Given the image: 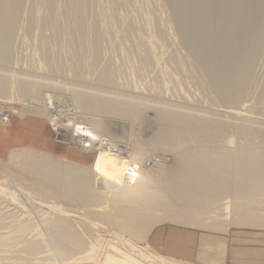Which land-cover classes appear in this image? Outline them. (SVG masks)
Instances as JSON below:
<instances>
[{
  "label": "rangeland",
  "instance_id": "1",
  "mask_svg": "<svg viewBox=\"0 0 264 264\" xmlns=\"http://www.w3.org/2000/svg\"><path fill=\"white\" fill-rule=\"evenodd\" d=\"M28 1H30V0H27L26 3L24 2L25 4L23 3V6H25L23 8H25V10L22 8V10H23L22 12L23 13L26 12V13L22 16L21 14H23V13L20 12V16H22L23 18L19 17L18 23H17L18 27H16L17 31L15 30L16 32H14L15 33L14 39H15V43H16L15 44L16 46H14V47H16V48H14L15 55H13L12 60H11V64L13 66L8 65V68H9V70H12V71H16V70H17V72L23 71L22 73H25V70H27L26 73L30 74L31 76L39 77V75H40V77L48 78L51 81H53L56 78L55 80L58 81V83L61 81L60 82L61 85L59 83L58 84L59 86L57 85L58 86L57 90H54V92L56 91L55 96H60V97L62 96V98L68 97V94H67L68 90L66 91V89H65V91H63V89L61 90L60 87L64 86V85L66 86L68 83H71L72 77L70 78L69 75H67V76L61 75L60 76L58 74H56L55 75L56 77H55L54 76L55 71L53 73L52 72L53 70L51 68H50V71L52 70L51 71L52 74L45 70V68H44L45 65L42 66L43 63H45V61L43 60L44 62L42 63L41 58H43V57H41V56L43 54L42 53L43 51H41L40 46H39L40 45L39 44V40H40L39 37L40 36L41 37L42 36H45V37L48 36L47 38H51L50 43L52 46H51V49H49L51 51H48V52H53L56 55L59 51H61V52H59V54H57L58 55L57 57L54 56L55 59H53V64L57 62L56 58L60 59L61 58L60 56L65 55L63 53H66V50H64V49L60 50L59 49L58 44L56 45V43L54 41H52V34H50L51 33L50 28L47 29L48 27H45L42 24V22L44 20L43 18L45 17V15H44L45 14V8H44L45 5L40 3L41 0H38V2L34 4L35 1L33 0V4L36 5V7L33 6L34 9L33 8H31V9H33L34 11L31 12L32 10L29 11L30 7H28V6H29L30 2H32V0L30 2H28ZM98 1L99 0L93 1V3H99ZM120 1L123 2V0H116V2H119V3L114 4L115 8L113 7V4H111V3H106V2L102 3L104 5L103 7L105 10L102 9V5L99 3L100 5L98 4L99 6L98 5H96V6L99 7L98 8L99 10L102 9L104 11V12L99 11L100 13L96 12V10L98 11V9H97V7H95V4H91L94 7H92L91 5L89 6L90 10H88V14H90V15H88L89 16L88 19H91V20H88V22L90 23L89 27L91 28V25H92L93 21L95 20L94 18H98L97 19L98 24L100 23V25L103 27L100 28V25L98 26V24H97V29L100 28V32L104 31L103 32L104 34L106 32L107 33L109 32L112 36L110 37V34L109 35L105 34L106 37L104 36V38H105V40L108 39V43H110V44L106 43L107 41L103 44V46L105 44H107V45H105V47H102V51H103V48L105 49L104 52L100 53V54L103 53L104 56L100 57V60H99L100 63L98 61L97 65H95V66H94V64L93 65L90 64L89 66L85 65L86 69L90 70V71H85V72L86 73L88 72L87 73L88 76H91V78H89L87 76V79L89 81H91V83H90V86H91V84L93 85L94 83H96V81L98 79V78L96 79V77L97 76L99 77V75H97V74L100 73V71L102 69L101 66L104 67V65H102V64H105V62L108 63L111 59L110 62L113 63L112 65L115 68L112 65H110V66L114 68L113 71L115 72L114 73L115 75L117 73V70L120 69L119 70L120 72L116 75L117 78L119 77L118 80L115 77V75H113L115 77V79H113V80H115L114 82L116 84L121 82L120 85H117L118 88L115 86V83H114L115 87L114 86L113 87L116 88L115 90H117V92L119 91V93L122 92L123 94H128V95H131V97H135L137 100L134 98L132 100L134 102L137 101L136 103L140 104V106L148 107V109L146 108L148 110V112L145 113L147 121H144L148 125L146 123H143L142 125L139 123L136 124L137 122L136 123L135 122L134 123L128 122V124L126 123L124 125L122 123L113 122L115 120L110 121V120H106L105 118H103L101 122L95 124V122L92 121L90 115H88L86 117V119H84V120H86V122L88 123V125L86 127L89 130H91V133H93L96 130L95 133L98 135V139H102V141H107V140L110 141L112 144L115 145V149L117 151H119V150L121 151V149H122L126 153H131L134 150L135 153L138 154V158H139V162H138L137 166L139 168L141 166L142 171L145 172V174H147V175L149 174V175L155 177L153 179H160L159 177H161V179H162V176L164 177L167 173L168 174L165 176V179L167 177H173L174 174L177 176H182L183 171L185 173L184 175L189 174V172L191 171V168L187 167L185 165V163L190 165V162H188V163L187 162H180L176 156L177 151L180 152V151L185 150L188 152V155H191L194 151L195 152H197V151L198 152H201V151L205 152V154H206L207 158H209V160L207 159L206 162H204V163L200 162L199 165L209 166L207 169H209L210 171H211V165H217L218 164V162H211V155L212 154H213L212 157L215 155L214 156V158H215V157H218V156H216L217 155L216 153H219V157H220L221 154L226 152L225 150H228V151L229 150H231V151L236 150V151H238V149L239 150L241 149L242 152H244L245 154L253 153V152L264 153V0H186V1H184V0L183 1L182 0L175 1L174 0L173 5H170V4H172V0H170V1H168V0H156V2H154L155 0H148L150 4L148 3V1H147V3H145L146 0L145 1L144 0H142V1L141 0H134L135 3L132 0H130V2L129 1L127 2V0H124L127 2V3L123 2L124 4H126V6L127 5L130 6V4H132L131 6H133V7L130 6V9L129 8L127 9V7ZM157 1H159V2H157ZM165 1H167V2H165ZM100 2H104V1L100 0ZM175 2L178 4H176ZM181 2L184 3V5H182ZM120 3H122L124 6ZM168 3H170V4H168ZM37 4H39V5H37ZM107 4H109L110 8L106 9V7L108 6ZM41 5L43 7L39 8V6H41ZM58 5H60V3L57 4V6ZM135 5H137V7ZM168 5H170V7ZM100 6H101V8H100ZM26 7H28V9ZM58 7H60V6H58ZM43 8H44V10L41 11ZM91 8H92V10L95 8L96 10L94 9V12H93L91 10ZM108 9L113 10L110 12L111 13L113 12L112 14H114V12H115V15L118 16L119 18L118 17L117 18L112 17V14L110 12L109 13L105 12V11H109ZM120 9H123V10H120ZM124 9L126 10L125 13H123ZM151 9L154 11L152 12ZM26 10H28L29 13L35 12L33 14V16L36 15L35 17L39 18V19H37L34 17L35 20L40 21L41 19H43L40 22L41 24L37 23V24L43 25V26H40V28L42 27L41 28L42 30H40L39 27H37V28L34 27V29L33 28L30 29V30H34V31H32V32L29 31L30 33L26 32V35L24 34L26 30L27 31L29 30L28 26H27L28 23L26 24V21L29 22V20H28L29 16H27V18H26V15H29V14H27ZM129 10H131V11L129 12ZM156 10L159 12H157ZM116 12H120V13L122 12V15L120 13L116 14ZM131 12L134 13L135 16ZM164 12H166V13H164ZM103 13H106V15H104ZM136 13L138 15H136ZM161 13L162 14L164 13V15L168 14L169 16L168 15L164 16ZM170 13H172V14L170 15ZM107 14L108 15L111 14V16H108ZM126 14H128V15H126ZM153 14H154V16L156 15V17H154ZM115 15H113V16H115ZM178 15H180V16H178ZM90 16H92V18ZM105 16H107V17H105ZM129 16H130V18H129ZM131 16H132V18H131ZM139 16H143V17H139ZM146 16L148 18L149 17H151V18H149V20H147L148 18ZM109 17H111L113 20ZM170 17H171V20H170ZM106 18H108V19H106ZM121 18H123V19H121ZM133 18H134V21H133ZM165 18H166V20H165ZM115 19L116 20L120 19L121 25L118 24V23H120L119 21H117L118 22L117 24L114 23V21L116 22ZM150 19L152 21H154V23H151L152 21ZM167 19H168V21H167ZM20 20H22L23 22ZM110 20H112V21H110ZM123 20H129V21H123ZM143 20H144L143 23H145L144 25H142L143 23L141 22ZM39 21H37V22H39ZM125 22L127 23V26L128 27L130 26L131 28H132L131 24L135 23V25H133V28H132L134 31H137L138 27H142V28H139V29H142V31L140 30L137 32V34H135V32L133 34V30H132V33L128 36V37H130L133 35L134 39L136 41L132 40V38H128V37L126 39L125 35H123V34H125L123 32L124 31L123 29L125 27L127 29ZM137 22H139V23H137ZM156 22H158V23H156ZM172 22H174V23H172ZM160 23L162 25H160ZM37 24L35 26H37ZM115 24L118 27L115 26ZM124 24H125V27L123 26ZM148 24H149V26L156 24L155 26H160V27H158L160 30L154 26H152L150 28L148 26ZM163 25H165V27H163ZM21 26H22V28H21ZM121 26H122V29H118V28H121ZM135 26H137V27L134 28ZM25 27H26V29H25ZM102 28H104V29L102 30ZM105 28H107V29L105 30ZM154 28L156 30H154ZM91 29H93V28H91ZM167 29H169L170 31H168ZM121 31L123 34H121ZM148 31H150V32H148ZM41 33H42V35H41ZM147 33H152V35L147 34ZM38 34H40V36ZM153 34H155V35H153ZM178 34L181 36H179ZM27 35H31L32 37L27 36ZM34 35H37V36H35V38H34ZM121 35H122V37H121ZM135 35H136L137 39H136ZM147 36H149V37L153 36L154 39L156 37L157 39L159 38V40L155 39L154 41H152V40L147 41L150 39ZM114 37H115V39H114ZM123 37H125V38H123ZM116 38H118V39H116ZM119 38H121V39L119 40ZM140 38H141V40H140ZM182 38H184L185 40H183ZM129 39L132 40V42H130ZM22 40H24V41H22ZM112 40L114 41L113 43H112ZM121 41H122V44H121ZM138 41L139 42L141 41L140 42L141 45L144 44L143 48L147 46L146 47L147 49H149V50L154 49L155 50V51L154 50L150 51L151 55L156 56V54H157V56H158V58H157V56L154 57L156 60L158 59V61H156L155 59H154L155 61L153 60L155 62V64H154V62L152 64L153 68H151L152 66L147 67V69H145L146 67L141 68V67H143L141 65V63H140L141 67L140 66L138 67L139 63H137L136 61L140 62L141 61L140 58H143L142 54H143V56L145 54V53H143V51L141 52V51H138L137 49H135V50H137V52H136L133 49V47H134L133 43H136V42L139 43ZM157 41H159V42H157ZM116 42H118V43H116ZM119 42H120V45L122 47L119 46ZM26 43H27V46H26ZM111 43L114 46L116 45L115 47L119 46L120 48L113 47V45ZM147 43H149V44H147ZM158 43H160V44H158ZM127 44H128V46H127ZM170 44H172V46ZM200 44H201V46H200ZM54 45L57 46L56 49H55ZM123 46H124L125 51L123 50ZM171 47H173V48H171ZM203 47H204V49H203ZM112 48H115V49H112ZM176 48L179 50L177 51ZM116 49H117V51H116ZM200 49H202V50H200ZM181 50H183V51H181ZM29 51H31L32 53ZM55 51L56 52L58 51V52L56 53ZM115 51L117 52L116 54H115ZM175 51H176V53H175ZM105 52H106V56H105ZM127 52H128V54H127ZM153 52H154V54H152ZM156 52H158V53H156ZM178 52H180V54H178ZM203 52L205 54H203ZM135 53L136 54L138 53V55H135ZM160 53H162V54H160ZM199 53L202 54L201 57H203L205 55L204 57H207V58L202 59L200 57ZM61 54H63V55H61ZM124 54H126V56ZM130 54H132V55H130ZM181 54H182V56H181ZM89 55H88V57H89ZM178 55L180 56L179 58H178ZM194 55H195L196 59L193 57ZM66 56H68V55L66 54ZM121 56H123V57H121ZM166 56H167V58H166ZM197 56H198V58H197ZM17 57H18V61H17ZM133 57H134V59L132 60ZM181 57L182 58L184 57V59H182ZM212 57L215 59H213ZM37 58H39V60ZM64 58H62L61 60L64 59L66 61H64V62L61 60H58V61L62 62V64L63 63L65 64V62H68V61H67L66 57H64ZM174 58L176 59L177 63L175 62ZM91 59L92 58H90V60L87 61L88 64L91 63V61H92ZM114 59H116V60H114ZM135 59H137V60H135ZM161 59H162V61H161ZM171 59H173V60H171ZM197 59H201L202 61L201 60L198 61ZM25 60L27 61V63L25 62ZM107 60H109V61H107ZM118 60H121L120 61L121 63ZM180 60H181V62H180ZM195 60H197V61H195ZM29 62H30V64H28ZM110 62H109V64H110ZM115 62H116V65H118V66L114 65ZM157 62H158V64H157ZM119 63L121 64L120 67H119V65H120ZM172 63H176V64H172ZM185 63H187V64H185ZM69 65L70 64L67 63L66 66H69ZM98 65L100 67H98ZM161 65H162V67H161ZM204 65H206V66H204ZM87 66L88 67L91 66L90 69ZM92 66H94V67H92ZM181 66H183L185 68L183 69V67L181 68ZM37 67H38V70H37ZM96 67H98V68H96ZM157 67H160V68H157ZM212 67H214V68L216 67L217 69H214ZM28 68H30V69H28ZM46 69L48 70V68H46ZM86 69H84V70H86ZM93 69L95 72H93ZM98 69H99V73H98V71H96ZM121 69H122V71H121ZM138 69H140V70H138ZM158 69L160 70V72H162L164 74H159ZM41 70L43 71V73H40V72H42ZM131 70H133V72ZM128 71H130V72H128ZM154 72L156 75H154ZM45 73H47V75H49V74L50 75L47 76ZM86 73L83 74L84 78L87 75ZM122 73L125 75H123ZM133 73L135 74V76H133L134 75ZM175 73H176V75H175ZM207 73H208V75H207ZM89 74H91V75H89ZM201 74H203V75H201ZM210 74H212V75H210ZM143 76H144V79L142 78ZM162 76H165V77H162ZM121 77L122 78L124 77L125 79L124 78L122 79ZM57 78H59V79H57ZM163 78H165L166 81H164ZM168 78H170V80ZM87 79L85 78L86 81H88ZM149 79H150V81H149ZM212 79H213V81H211ZM55 80L53 82H56ZM85 80L82 82H86ZM94 80H96V81H94ZM126 81H128L127 84H126ZM161 81H162V83H161ZM92 82H94V83H92ZM157 82H159L161 86H158L159 83H157ZM86 83H88V86H89V82H86ZM122 83H124L126 85L131 84L132 86L129 85L130 86L129 87V86H126ZM155 83L157 84V86ZM121 84L123 86H121ZM135 84H137V85H135ZM162 84H164V85H162ZM210 84H212L213 86H210ZM45 87L46 86H44L43 88H45ZM67 87H69V86H67ZM121 87H123L124 89H122ZM14 88L15 87H12L11 88L12 91H11V89L8 91L9 94H11V93L13 94V92H14V94H16V91ZM61 88H64V87H61ZM211 88H213V89L210 90ZM59 89H60V91H58ZM219 90H220V92H219ZM43 92H44V90L43 91H41V89L39 90L40 95ZM64 92H66V93H64ZM161 92H162V94H161ZM185 94H187V95H185ZM178 95H179V97H178ZM50 97L48 99H50ZM168 98H170V99H168ZM145 100L146 101L148 100V101L145 102ZM149 101L151 103H148ZM154 101L156 103H154ZM61 102H62L61 106H58L59 108L57 107L59 109V114H60V115H58V118L60 120H62L63 122H65L66 119L69 120L68 119L69 116L72 119H76V117L72 115L74 113L71 112L70 105L68 103L66 104L65 101H63V100ZM162 102L164 104H159ZM156 104H158V105H156ZM56 105H58V104H56ZM156 106H159V107H156ZM163 106H165V107H163ZM0 107H1L0 113H2V114L8 113L11 116L9 123H7V124L0 123L1 125L10 126L12 124V122H15L17 120H27V119L28 120H34V122H36L38 124V130H39V137L36 140V143L38 145L37 147L45 146V147H48L49 150H44V151L42 150L41 151V150H39L40 148H38V149L37 148H31V147H26V148H31V149L38 151V152L48 153L49 155L58 157L60 159H62V158L66 159L67 161H70L71 163H74V164H81V165L83 164L80 162L68 160L64 156L66 150H71V151L76 152V149L74 148V146L72 147V144L70 145V143H71V141H69V139H70L69 135L71 132L70 130L66 131V133H64V136L61 137L59 132L56 131L57 128L54 127L53 122L50 121V118L48 116L45 117L44 115H38L37 113L35 115V113L31 112V111H27L28 112L27 113L25 110V105L23 102L22 103H20V102L19 103H17V102L13 103L12 101L10 102V101L4 99L3 102L2 101L0 102ZM47 107L50 108V105L48 104ZM152 107H155V109L156 108H164V109L168 108L167 110H171V111L174 110L175 112L181 111L180 113H184V114L192 115V116L195 115L194 116L195 118L202 120V123H201L202 127L200 130L202 132H197L196 138H194V140L191 139L190 143L189 142L184 143V144H182V146L174 145V148H176V152L173 151L174 148L169 149L171 147L166 145L164 141L162 143H160L161 145L160 144L157 145L158 147H156V148L150 147L149 146L150 138L153 136L152 134H153L154 130H156L155 129L156 126L154 125L153 121H151L153 119L152 118L153 114H151V113H153V110H151L150 108H152ZM174 107H176V108H174ZM50 110L52 111V109H50ZM193 110H194V112H193ZM148 117L150 119L151 118L152 119L150 120ZM79 120H82V119H79ZM149 121L151 122V124ZM203 121H205V122H203ZM203 124H204V126H203ZM137 125L142 126V127H138ZM215 126H216V128H215ZM206 136H208V137H206ZM212 139H213V141H212ZM179 146L181 148H178V150H177V147H179ZM211 148L213 150H211ZM21 149H23V148H21ZM220 149H222V150H220ZM13 151H15V150H13ZM211 151H214L215 154L213 152L208 153ZM208 154H210V155H208ZM245 154H242V155H245ZM258 154H260V153H258ZM81 156H83V158H84V161H82V162H85L84 165H89L91 163L92 155H90V154L88 155L86 153V154H81ZM246 156L247 155H245L244 157H246ZM215 159H217V158H215ZM244 159L247 160V158H244ZM8 162H9V160L7 162L6 161H0V176L1 177H3V176L6 177L5 173L11 172L15 176L21 178L22 180H25L26 183H28V184L31 183V181H32L31 176H29L28 174L14 168L12 165L9 164L10 162L9 163ZM209 162H210V164H209ZM197 163H199V162H194V165H196ZM215 163H217V164H215ZM220 163L224 165L223 168L225 169L226 172H229L227 170L228 169L227 167H229V166H233V168H235L236 167L235 165L241 164L240 167L239 166L238 167L242 168V170H244V169L250 170V168H252V166H253V165H251L252 162H219V164ZM255 163H257V162H253V164H255ZM191 164L193 165V162H191ZM257 164H259V166H260V163H257ZM182 165H184V166H182ZM226 165H228V166H226ZM257 168L260 169V170L257 169V172L261 171V169H262L260 167H257ZM160 172H161V174H160ZM261 172L259 173V175L261 174ZM164 173H165V175H163ZM168 175H170V176H168ZM197 175L202 176L201 173H197ZM156 176H157V178H156ZM241 176L245 177V175H241ZM263 176H264V174H263ZM250 177H252V178H250ZM255 177H253L251 175L249 176V178L251 180H247V186L248 187L251 186V184H249V183H252L253 179H257V177L256 178ZM249 178L247 177V179H249ZM260 178H262V179H260ZM201 179H202V177H201ZM259 179H260V181H259ZM243 180H245V179L243 178ZM257 180H256L258 182L257 186L259 187L261 184V183L259 184V182L264 180V177L260 176ZM262 183H264V181H262ZM28 184H26V186H24V184L22 185V186H24L23 189L26 192H24V190L21 189L18 191V193H14L17 195L16 197L18 198L19 204L12 203L0 195V250L1 251L3 250L2 252H4V253L6 251L12 253L10 256H12V255L18 256L17 260H15V261L12 260V262H10V263L27 264V262H28L29 264H33V263L35 264L39 260V262H37L36 264H42V261H44L45 264H47V263L51 264L50 262H48L45 259V255H44V257L39 255L42 259H39L40 257L36 255L38 257V260H37L36 259L37 257H35V255H33L35 258L32 257V255H31V257L27 258L28 255L25 257L26 254H24L23 251L21 252V249L25 246V244L27 242H30V240L40 239L43 247L45 248V250L48 254V256L51 257L53 264H62V262L60 261V258L56 255V253L53 252L52 244H51L57 220L59 218H62L66 221V224H67L66 228H68L69 234L71 232V234L74 233L73 235H77L78 237L81 236L82 238L80 237V240L82 239L81 241L84 243V245L86 244V246H83L86 248L82 249L83 248L82 247L80 252H79V250L76 251L77 253L75 251L74 252L76 254H78V252L79 253L82 252V255H81L82 257H83V255L85 256L86 254L89 255L90 256L89 259H91V262H92L90 264H109V263H112L116 259H121L122 256L119 257L121 254L119 256L117 255L121 252L130 258L129 262H132V263L137 262L140 264H146L145 260L143 261L144 256L142 257V254H144L145 251L144 252L141 251L143 248L145 249L146 246L143 244H138L136 242L137 240L135 241L136 236L134 238L132 236L133 234L131 235V233L125 231L124 224L122 222L114 223L115 220H113L112 218H111V220H110V218H107V215L105 213H104L105 214L104 215V214H101V213H103L101 211L97 212L98 210H97L96 206H91L93 204L85 205V204H79L76 201L70 202V201L64 199L63 197H61L60 196L61 193L59 191L53 190L51 187H50V189L46 188L48 186H45L44 184H42L44 187L41 184H39L38 186H35L36 189L34 187H30V185L28 186ZM235 186L237 187V191L239 194L243 193V194H246L248 196V199L245 202L246 203L245 208L249 207L248 204L251 206H254V204L256 203L255 206L258 205L259 207L264 205V202H263L264 201V186L263 187L260 186L261 188L257 187L258 189L256 188L257 190L255 189V191H254V188H252V186H251L252 189L249 190V188H248L245 190V192H243V190H241L242 188L240 189V183L239 182L236 183ZM161 187H162V191H163L164 190L163 185ZM197 187H198L197 191L199 192L200 196L198 198L199 209L193 207L195 213H193V211L190 212L191 210L188 209L189 207H184V206L178 205L179 201L176 202V204H175L177 206V207H175V209L176 208L180 209V210L176 209L178 212V213L176 212V214H179L178 218L180 219V217H181L182 221H183V218H184V221L189 219L186 216L193 218V219L194 218L196 219L197 217L200 218L201 215H203L202 213L211 210V207L210 208L205 207L204 203H208V198L210 199V203L212 202V200H211L212 196L216 195L213 192V189L212 188L208 189L203 184V182L199 183ZM6 188L9 189L11 192L12 191L14 192V189L11 185L10 186L6 185ZM220 189H222V188H220ZM31 190H32V192L30 193ZM20 191H22V192H20ZM171 196H170V199H171ZM172 199H174V198H172ZM174 201L175 200H173V202ZM182 207H184V209ZM259 207H258V209H260ZM94 209H95V211H94ZM256 211H257V213H259L258 212L259 210H256ZM261 211L264 213V207L260 210V213H262ZM96 213H98V215ZM101 215H102V217H101ZM106 218H107V220H106ZM196 221H198V220L196 219ZM199 221L202 223L205 222L204 219L203 220L201 219ZM182 227H184V226H181V224L180 225L163 224V225H159V226L155 227L151 231V233L154 230H156V229L160 230L161 228L163 229V228H182ZM24 228H27V232L29 233L30 237H29V235L24 236L22 234V231ZM33 233H35V234H33ZM151 233H150V235H151ZM22 236H24V237L22 238ZM25 238H28L29 240L27 239L28 241L25 240L26 242H24L23 240ZM21 239H23V240H21ZM22 241L25 244H23ZM16 243H18V245ZM21 243H22L23 247H22ZM146 244L148 246H147V249H145L146 250L145 254L154 251L164 258L173 259L174 261H178L181 264H197L196 262H193L190 260H184V259H180V258L170 256L165 252V249H163L162 247L160 248L158 246H155V247L152 246L151 242H150V237L147 239ZM135 245H136V247H135ZM131 246H132V248H131ZM16 247H17V249H16ZM136 248H138L140 250L136 251ZM5 249H6V251H5ZM16 250H18V252ZM85 250L88 253L85 254ZM115 251H117L119 253L116 252L117 253L116 254ZM2 252L0 253V258H3V257L5 258V255L7 252L5 254H3ZM10 253H8V254H10ZM139 253H141V255ZM21 254L25 258H23V256ZM19 255H21L22 257L20 256V258H23L25 261H22V259L20 260ZM16 256H15V259H16ZM74 256H75V254H73V257L71 260V263H73V264L79 263L77 261L83 259V258H78V256H80V255H76L77 259L75 260ZM89 256H87V258ZM26 258H27V260H26Z\"/></svg>",
  "mask_w": 264,
  "mask_h": 264
},
{
  "label": "bare ground",
  "instance_id": "2",
  "mask_svg": "<svg viewBox=\"0 0 264 264\" xmlns=\"http://www.w3.org/2000/svg\"><path fill=\"white\" fill-rule=\"evenodd\" d=\"M26 1L27 0H0V99H1L0 102L1 101L3 102L4 99H6V100H8L10 102L12 101L13 103L14 102H17V103H19V102L22 103L23 102L24 105H25L26 112L27 111H31V112H34L35 115L37 113L38 115H44L45 117L48 116L50 118V121L53 122L54 127L57 128L56 131L59 132L61 137L64 136V133H66V131L70 130L72 132V136H71V132H70V136L72 137V138L70 137V139H69V141H71V143L69 142L70 145L72 144V147L74 146L76 151L78 153H80V154H86L87 153L88 155L89 154L92 155V160H91V163L89 165H84V164L81 165V164L71 163L70 161H67L66 159H63V158L60 159L58 157L49 155L48 153L35 151V150L31 149V148H23V149H20V150L12 151L10 153V155H9L10 156L9 157L10 158L9 159L10 163L9 162L8 163L10 165H12L14 168H16V169L28 174L29 176H31L32 181H31V183L28 184V183L25 182V180H22L21 178L15 176L11 172L5 173L6 177L5 176H3V177L0 176V195L2 197H4L5 199H7L8 201H10L12 203L19 204L18 198L16 197L17 195L14 194V193H18V191L21 190V189L24 190L23 187L26 186V184H28V186L30 185V187H34V188H35V186H38L39 184H41V185L44 184L45 186H48L46 188L50 189V187H51L53 190L59 191L61 193L60 196L63 197L64 199L70 201V202H75L76 201L79 204H85V205L93 204L91 206H96V208L98 210L97 212L101 211V212H103L101 214L105 213L107 215V218H110V220H111V218L113 220H115L114 223L122 222L124 224L125 231L131 233V235L133 234L132 236L134 238L136 236L135 241L137 240L136 242L138 244L145 245L146 246L145 249H147L148 245L146 244V241H147L151 231L155 227H157L159 225H163V224H172V225H180L181 224V226H188V227L197 228V229H201V230L204 229V230H211L212 231L214 229H217V227L227 228L228 226H227V224H225V222L223 220H225V221L228 220L229 223L232 222L233 225H234L235 221L238 219L237 217H239V219H240V218L244 217V215H245L246 216L245 218H242L241 220L238 219V222L236 221V223H235L236 226H241V227L245 226V227H249V228L251 227V228H259V229H263L264 228V215H263L264 213L262 211L261 212L263 214L260 213V210L264 207V205L261 206L262 207L261 208L258 205H256L257 206L256 207L255 206L256 203L254 204V206H251V205L248 204V206L249 207L251 206V207L250 208L249 207L245 208V206L242 205L243 203L242 204L239 203V204L242 205V208H245V209L241 208L240 210H242V211L246 210V212L243 214V212L241 213L240 210L238 209V207H240V205H238V204H236L234 202H231V200H230V202L228 200L225 203L223 202L225 199L224 200H220V199H222L223 194L225 193L226 190L224 191L223 194L221 193L222 197L220 199H218L220 197L219 195H218V197L216 196L217 198H214V202H217V203H215L216 207H218V205H220L221 202L224 203V205H222L221 208L218 207L219 210L216 209L214 211V207L212 206L213 205V203H212L213 200L210 203V199L209 198H208V203H204L205 207H207V208L208 207L209 208L213 207V210H209V211H206V212L202 213L203 215H201L200 218L196 216L197 217L196 219L198 221L201 220V219L202 220L204 219L205 222H203V223H199V222L196 223V221H195L196 219L195 218L193 219V218H190L188 216H186L187 218H189L188 220H186L187 222L184 221V218H183V221H182L181 217H180V219L178 218L179 214H176L177 210H180V209H177V208H176L177 210L175 209V207H177L175 204H176V202L179 201L178 205H181V206H184V207H189L188 209L191 210L190 212L193 211V213H195L193 207L199 209V200H198V198H199L200 195H199V192L197 191L198 184L203 182V184L208 189L212 188L213 192H214V187L217 186V185L214 184V182L216 181L215 178L217 176H218L217 178H220V180L217 179L218 183L223 178L222 176L226 175V174H229V175L233 174L232 176L236 175V177L240 176V175H245L246 179H247V177L249 178L250 175L253 176V177L256 176L257 179L260 176L264 177L263 176V174H264V153L258 152V153H260V154H258V153L253 152V153L245 154L244 152H242L241 149L240 150L238 149V151H236V150H233V151L225 150L226 152H224V153L222 152L223 154H221L220 157H219V153H216L217 154L216 156H218V157H215V158H217V159L214 158L215 155L212 157V155H213L212 154L211 155V162H218V164H219V162H252L251 165H253V166H252V168H250V170H247V169L246 170L245 169L242 170V168H239L241 164H238V165H235L236 166L235 168H233V166L227 167L228 168L227 170L229 172H226L225 169L223 168L224 167L223 164L220 163L218 165L217 163H215L217 165H211V171H210L209 169H207L209 166H207V165H199L200 162L204 163V162H206L207 159L209 160V158H207L205 152H203V151L195 152L194 151L195 153L193 152L191 155H188L187 151L183 150V151H180V152H178V151L176 152V148H174V145L182 146V144H184V143H188V142L190 143L191 139L194 140V138H196L197 132H202V131H200L201 127H202L201 126L202 120H199V119L195 118L194 117L195 115L192 116V115H187V114H184V113H180L181 111L180 112H175L174 110L173 111L167 110L168 108L167 109H164V108H156L155 109V107H152L153 109L152 108H150V109L153 110V113H151V114H153V117H152L153 119L151 118L152 119L151 120L149 117L148 118L151 121H153L154 125L156 126V128H155L156 130H154V132L152 134L153 136L150 138L149 146L156 148V147H158L157 145H159L160 143H162L164 141L166 145L171 147L169 149H173L174 148L173 151H175L177 153L176 156H177L178 160L180 162H187V163L190 162V165L186 164V163H185V165L187 167L191 168V171L187 175H184L185 174L184 171L183 172L181 171L182 174H183L182 176H177V175L174 174L173 177H167L165 179V176L168 173L166 175L164 173L163 175H165V176L164 177L162 176V179H161V177H159L161 180L160 179H153L155 177H153V176H151L149 174L148 175L145 174V172L142 171L141 166H140L141 169L137 166V164L139 162V158H138V154H136L134 150L131 153H126L125 151H123L121 149L122 147L120 146L121 147L120 148L121 151L120 150L117 151L115 149V145L112 144L110 141H108V140L107 141H102V139H98V135L95 133L96 130L93 133H91V130H89L86 127L88 125V123L84 119H86V117L88 115H90L92 121L95 122V124L101 122L103 118H105L106 120H110V121L115 120L113 122L122 123L124 125L126 123L128 124V122H133V123L137 122L136 124L139 123V124L142 125L143 123H146L144 121H147L145 113L148 112V110H147L148 107L140 106V104L136 103L137 101L134 102L132 99L133 98L136 99L135 97H131V95H128V94H123L122 92L119 93V91L117 92V90H115L116 88H114V87L115 86L117 87V85H120L121 82L116 84L114 82L115 80H113V79H115L116 75L120 72L119 71L120 69H118V70L116 69L117 73L115 75L114 74L115 72L113 71L115 67L112 65L113 63L110 62L111 59H110V61L107 60V61L110 62V64H109V62L108 63L105 62V64H102V65H104V67L101 66L102 69H101L100 73H99V69L100 68L98 70H96L99 73V74H97V75H99V77L98 76L96 77V79L98 78L97 81L94 80V81H96V83L92 82L94 84L93 85L91 84V86H90L91 81H89L87 79V76H88L87 73L88 72L87 73L85 72V71H90V70L86 69L85 65L89 66L90 64H92V65L94 64V66H95V65H97L98 61L100 60V57L104 56L103 53L100 54L101 52H104V50H105L103 48V51H102V47H105V45H107V44H105L103 46V44L106 41H107L106 43H108V39L106 38L107 40H105L104 36H105V34H108V35L110 34L109 32L108 33L106 32L105 34L103 33L104 31L100 32V28L103 27V26H101L100 23L98 24V22H97L98 18H94L95 20L93 21V23L91 25V28H93V29H91L89 27L90 23L88 22V20H91V19H88V17H89L88 15H90V14H88V10H90L89 6L91 4H95V7H97L96 5H98L100 3L102 5V9H104V7H103L104 5L102 3H105V2L106 3H111V4H113V7H114V4H117L119 2H116V0H103L104 2H100V0H99L98 1L99 3H93V1H96V0H41L40 3L45 5L44 6V8H45V14H44L45 17L43 18L44 20L40 18L41 20H43L42 24L45 27H48L47 29L50 28V31H51L50 34H52V41H54L56 43V45L58 44L59 49L60 50L61 49L66 50V53H63L65 55H63V54H61L63 56L59 55L61 58L60 59L56 58L57 62L53 64V59H55L54 56L57 57L58 56L57 54H59V52H61V51H59V52L57 51L58 53L55 51L57 53L56 55L53 52H48V51H51V50H49V49H51V46H52L51 43H50V39L51 38H47L48 36L47 37H45V36L41 37L40 34H38L40 36L39 37V39H40L39 40V44H40L39 46H40L41 51H43L42 52L43 53L42 56L40 54L39 55L41 57H43V58L40 57L42 59V63L45 61V63H43L42 66L45 65V67H44L45 70L50 72L51 74H52V72L54 73V71H55L54 76L56 74H58L60 76L61 75H63V76L64 75H66V76L69 75L70 78L72 77L71 78L72 79L71 83H68L66 86L65 85L61 86V87H64V88L60 87V89L61 90L63 89V91H65V89H66V91L68 90V92H67L68 97H63L62 98V96L61 97L60 96H55V92L56 91L54 92V90H57V88L59 86L58 84L61 82L60 81L58 83V81L55 80L56 78L54 79L56 82H53L54 80L51 81L48 78L40 77V75H39V77L31 76L30 74L26 73L27 70H25V73H22L23 71L22 72H17V70L16 71H12V70H9V68H8V65H12L11 64V60H12L13 55H15L14 48H16V47H14V46H16L15 45L16 43H15V39H14V37H15L14 36V34H15L14 32L17 31L16 27H18L17 23H18L19 17H22L26 13L25 11H24L25 13L22 12L23 11L22 8L25 7V6H23V3L24 2L26 3ZM30 1H28V2H30ZM34 1H35L34 4L38 2V0H34ZM128 1L130 2V0H127V2ZM132 1H134V0H132ZM147 1L148 0H146L145 3H147ZM168 1H170V0H168ZM173 1L174 0H172V4H170V3H168V4L173 5L174 4ZM175 1H178V0H175ZM184 1H186V0H184ZM120 2H122V1H120ZM123 2L127 3L124 0H123ZM154 2H156V0ZM157 2H159V1H157ZM165 2H167V1H165ZM59 3H60V5H58V6H60V7L57 6V4H59ZM122 3H120V4H122ZM134 3H135V1H134ZM148 3H149V1H148ZM30 4H29V6L27 4L26 5L28 7H30L29 11L32 10L31 12H33L34 11L33 10L34 9L33 6L36 7V5L33 4V0H32V2H30ZM39 4H37V5H39ZM176 4H178V3H176ZM181 4L184 5V3H182V2H181ZM107 5H108L107 7L105 6L106 9L110 8L109 4H107ZM124 5L126 6V4H124ZM131 5L132 4H130V6ZM170 5H168V6L170 7ZM91 6L94 7L93 5H91ZM130 6L127 5L126 6L127 9L128 8L130 9ZM135 6L137 7V5H135ZM28 7H26V8L28 9ZM40 7L42 8L43 6L41 5V6H39V8ZM131 7H133V6H131ZM31 8H33V9H31ZM44 8L41 11H43ZM98 8L99 7H97V9ZM100 8H101V6H100ZM23 9L25 10V8H23ZM94 9L92 10V8H91V10L93 12H94ZM102 9L101 10L98 9V11L96 9L95 10H96V12H99V11L102 12L103 11ZM120 10H123V9H120ZM26 11H27V14H29V15H26V18H27V16H29L28 17L29 18L28 19L29 22L26 21V24L28 23L27 26H28L29 30L28 31L26 30L24 34L26 35V32L34 31V30H30L31 28L34 29V27H36V28L39 27V29L42 30L41 29L42 27L40 28V26H43V25H40L41 24L40 23L41 20L40 21L39 20H35V18H37V17H35L36 15L33 16V14L35 12L34 13H29L28 10H26ZM110 11H113V10L110 9L109 11H105V12L109 13ZM125 11L126 10L124 9L123 13H125ZM130 11L131 10H129V12ZM153 11L154 10H152V12ZM20 12L23 13V14H21L22 16H20ZM157 12H159V11H157ZM117 13L119 14L120 12H116V14ZM137 13H136V15H138ZM164 13H166V12H164ZM164 13L163 14L161 13V14L164 15ZM103 14L106 15V13H103ZM111 14L110 15L107 14V15L111 16ZM120 14L122 15V12ZM132 14H134V13H132ZM171 14L172 13H170V15ZM113 15H115V12H114V14H112V17H115V18L118 17L116 15L115 16H113ZM126 15H128V14H126ZM165 15H168V14H165ZM134 16H135V14H134ZM143 16H139V17H143ZM153 16H154V14H153ZM178 16H180V15H178ZM90 17L92 18V16H90ZM105 17H107V16H105ZM154 17H156V15ZM109 18H111V17H109ZM129 18H130V16H129ZM131 18H132V16H131ZM149 18H151V17H149ZM149 18L147 20H149ZM37 19H39V18H37ZM106 19H108V18H106ZM121 19H123V18H121ZM112 20H110V21H112ZM165 20H166V18H165ZM170 20H171V17H170ZM20 21H22V20H20ZM37 21H39V22H37ZM117 21H119L120 23H118ZM123 21H129V20H123ZM133 21H134V18H133ZM167 21H168V19H167ZM141 22L143 23L144 20L141 21ZM158 22H156V23H158ZM37 23H40V24H37ZM114 23H116V24L118 23L119 25H121V20L120 19L116 20V22L114 21ZM137 23H139V22H137ZM151 23H154V21H152ZM172 23H174V22H172ZM36 24H37V26H35ZM97 24H98V26L100 25V28H98L99 30L97 29ZM116 24H115V26H117ZM144 24L145 23H143L142 25H144ZM133 25H135V23L131 24L132 28H133ZM155 25L156 24L149 26V24H148V26L150 28L152 26H154V27H157V29H159L158 27H160V26H155ZM160 25H162V24L160 23ZM123 26L125 27V24ZM126 26H127V23H126ZM137 26H135L134 28H136ZM163 27H165V25H163ZM21 28H22V26H21ZM132 28L130 26L129 27L127 26V29H126V27H125L123 29L124 30L123 32L125 34H123L122 31H121V34L125 35V37L127 39V37L132 33V30H133ZM139 28H142V27H138L137 31L133 30V34H134V32H135V34H137L138 31H140V30L142 31V29H139ZM25 29H26V27H25ZM103 29L104 28H102V30ZM106 29L107 28H105V30ZM118 29H122V26H121V28H118ZM154 30H156V29L154 28ZM167 30L170 31L169 29H167ZM148 32H150V31H148ZM147 34L152 35V33H147ZM41 35H42V33H41ZM153 35H155V34H153ZM27 36H31V35H27ZM35 36H37V35H34V38H35ZM111 36L112 35L110 34V37ZM132 36H130L128 38H132V40H135L134 36L133 37ZM179 36H181V35H179ZM121 37H122V35H121ZM125 37H123V38H125ZM135 37H136V35H135ZM147 37H149V36H147ZM152 37H149L150 39L147 40V41H150V40L154 41L155 39H157L156 37H155V39H154V37L153 38ZM114 39H115V37H114ZM116 39H118V38H116ZM120 39L121 38H119V40ZM136 39H137V37H136ZM182 39L185 40L184 38H182ZM132 40L129 39L130 42H132ZM140 40H141V38H140ZM157 40H159V38ZM22 41H24V40H22ZM113 42L114 41L112 40V43ZM140 42L139 43H137V42L133 43L134 47L131 45L134 50L137 49L138 51H141V52L143 51V53H145L144 56L142 54L143 58H140L141 59L140 62L136 61L137 63H139L138 67L140 66V63H141V65L143 66V67L140 66L141 68L146 67L145 69H147V67H149V66H152L151 68H153L152 64L156 60L154 57L157 56L156 53H158L159 51L155 53L156 56L151 55L150 51H153L154 49L153 50H151V49L149 50V49L146 48L147 46L143 48L144 44L141 45ZM157 42H159V41H157ZM116 43H118V42H116ZM108 44H110V43H108ZM121 44H122V41H121ZM147 44H149V43H147ZM158 44H160V43H158ZM170 45L172 46V44H170ZM26 46H27V43H26ZM115 46L113 45V47H115ZM119 46L122 47L120 45V42H119ZM119 46H117V47L120 48ZM127 46H128V44H127ZM200 46H201V44H200ZM56 47L57 46H55V49H56ZM117 47H115V48H117ZM115 48H112V49H115ZM171 48H173V47H171ZM203 49H204V47H203ZM123 50H124V46H123ZM137 50H135V51L137 52ZM178 50L179 49H177V51ZM200 50H202V49H200ZM116 51H117V49H116ZM116 51H115V54L117 53ZM181 51H183V50H181ZM29 52H31V51H29ZM138 53L137 54L135 53V55H138ZM175 53H176V51H175ZM66 54L68 56H66ZM127 54H128V52H127ZM152 54H154V52ZM160 54H162V53H160ZM178 54H180V52H178ZM203 54H205V53L203 52ZM88 55H89L90 58H92L91 59L92 61L89 64L87 63V61L90 60ZM124 55L126 56V54H124ZM130 55H132V54H130ZM199 55H200V57L202 56V54H200V53H199ZM105 56H106V52H105ZM181 56H182V54H181ZM198 56H197V58H198ZM204 56L201 57V58L202 59L203 58H207V57H204ZM64 57H66V59L68 61V62H65V64L67 65V63H68V64H70L69 66H66L64 63L62 64V62L58 61V60H61ZM121 57H123V56H121ZM179 57L180 56L178 55V58ZM193 57L195 58V55ZM157 58H158V56H157ZM166 58H167V56H166ZM37 59L39 60V58H37ZM64 59L61 60V61H63V62L66 61ZM133 59H134V57L132 58V60ZM182 59H184V57ZM213 59H215V58H213ZM114 60H116V59H114ZM135 60H137V59H135ZM171 60H173V59H171ZM174 60L176 62L175 58H174ZM197 60L199 61L201 59H197ZM197 60H195V61H197ZM17 61H18V57H17ZM118 61L120 62L121 60H118ZM156 61H158V59ZM161 61H162V59H161ZM25 62L27 63L26 60H25ZM180 62H181V60H180ZM99 63H100V61H99ZM176 63H172V64H176ZM28 64H30V62ZM154 64H155V62H154ZM157 64H158V62H157ZM185 64H187V63H185ZM110 65H112L114 68L111 67ZM114 65L118 66V65H116V62H115ZM94 66H92V67H94ZM120 66H121V64L119 65V67ZM204 66H206V65H204ZM90 67H88V68L90 69ZM98 67H100V66L98 65ZM98 67H96V68H98ZM161 67H162V65H161ZM182 67L183 66H181V68ZM46 68H48V70ZM50 68L53 70V71L51 70L52 72L50 71ZM157 68H160V67H157ZM184 68L185 67H183V69ZM212 68H214V67H212ZM28 69H30V68H28ZM84 69H86V70H84ZM122 69H121V71H122ZM214 69H217V68L215 67ZM37 70H38V67H37ZM138 70H140V69H138ZM131 71L133 72V70H131ZM93 72H95L94 69H93ZM128 72H130V71H128ZM158 72H159V74H164V73L160 72V70ZM40 73H43V71L40 72ZM84 73L87 74L85 78L88 81L85 80L84 75H83ZM45 74L47 75V73H45ZM49 75H47V76H49ZM89 75H91V74H89ZM113 75H115V77ZM123 75H125V74H123ZM154 75H156L155 72H154ZM175 75H176V73H175ZM201 75H203V74H201ZM207 75H208V73H207ZM210 75H212V74H210ZM133 76H135V74ZM88 77L91 78V76H88ZM162 77H165V76H162ZM118 78H117V80H118ZM142 78L144 79V76ZM57 79H59V78H57ZM163 79H164V81H166L165 78H163ZM168 79L170 80V78H168ZM84 80L86 82H89V86H88V83L82 82ZM149 81H150V79H149ZM211 81H213V79ZM127 82L128 81H126V84H127ZM159 82H157V83H159ZM114 83H115V86H114ZM124 83H122V84H124ZM161 83H162V81H161ZM122 84H121V86H123ZM126 84H124V85H126ZM60 85H61V83H60ZM129 85H131V84H129ZM129 85H126V86H129ZM135 85H137V84H135ZM162 85H164V84H162ZM44 86H46V87L43 88ZM67 86H69V87H67ZM156 86H157V84H156ZM158 86H161L160 83H159ZM210 86H213V85L210 84ZM12 87H15L14 89L16 91V94H14V92H13V94L11 93L12 95L9 94L8 91ZM121 88L124 89L123 87H121ZM40 89H41V91L44 90V92L41 93V95L39 94V90ZM60 89L58 91H60ZM212 89L213 88H211L210 90H212ZM11 91H12V89H11ZM219 92H220V90H219ZM64 93H66V92H64ZM161 94H162V92H161ZM185 95H187V94H185ZM49 97H50V99H48ZM178 97H179V95H178ZM168 99H170V98H168ZM62 100L65 101L66 104L68 103L70 105L71 112L74 113L72 115L75 116L77 120L76 119H72L69 116L68 117L69 120L66 119V121L64 120L65 122H63L62 120H60L58 118V115H60L58 106H61V104H62L61 101ZM147 101L145 100V102H147ZM148 103H151V102L149 101ZM154 103H156V102L154 101ZM48 104L50 105V108L47 107ZM56 104H58V105H56ZM159 104H164V103L162 102V103H159ZM156 105H158V104H156ZM156 107H159V106H156ZM163 107H165V106H163ZM174 108H176V107H174ZM50 109H52V111ZM193 112H194V110H193ZM79 119H82V120H79ZM203 122H205V121H203ZM150 124H151V122H150ZM203 126H204V124H203ZM138 127H142V126H138ZM215 128H216V126H215ZM73 137H76V139L73 138ZM206 137H208V136H206ZM212 141H213V139H212ZM85 146H86V148H85ZM180 146L177 147V150H178V148H181ZM211 150H213V149L211 148ZM220 150H222V149H220ZM212 152L215 154L214 151H211V152H208V153H212ZM242 154H245L247 156L244 157L245 155H242ZM208 155H210V154H208ZM244 158H247V160H245ZM191 162H193V165L191 164ZM194 162H199V163L194 165ZM253 162L260 163V166L257 163L253 164ZM209 164H210V162H209ZM182 166H184V165H182ZM226 166H228V165H226ZM257 167L262 168L261 169L262 172L259 171L260 169L257 168ZM257 169H259L258 170L259 172H257ZM161 172H160V174H161ZM260 172H261V174L259 175ZM197 173H201L202 176L197 175ZM170 175H168V176H170ZM219 175H222V176H219ZM229 175H227V176H229ZM201 177H202V179H201ZM240 177L244 178V176H240ZM156 178H157V176H156ZM224 178H225V176H224ZM237 178H239V177H237ZM250 178H252V177H250ZM250 178L247 179V180H251ZM257 179H253L252 180L253 184L249 183V184H251L252 188H254V191L258 187L257 186V184H258V182H257L258 180ZM260 179H262V178H260ZM260 179H259V181H260ZM262 181H264V180H262ZM262 181L259 182V184L261 183L260 186L263 187L264 183H262ZM23 184H24V186H22ZM6 185L7 186L11 185L13 187V189H14V192L13 191L11 192L9 189H7ZM162 185H163V189H164L163 191H162V187H161ZM251 186L250 187L247 186V189L248 188H249V190L252 189ZM260 186L258 188H261ZM216 188H219V187L217 186V187H215V189ZM228 188H225V189H228ZM220 190L221 189L219 188V190H217V193H219L218 191H220ZM20 192H22V191H20ZM24 192H26V191L24 190ZM31 192H32V190L30 191V193ZM222 192H223V190H222ZM217 193L215 192V194H217ZM226 194H228V192ZM170 196H171V199H170ZM172 198H174V199H172ZM223 198H226V197L224 196ZM215 199L220 200L221 202L219 201L220 202L219 203L217 200L215 201ZM173 200H175V201L173 202ZM231 203L233 204V206L234 205L238 206V207L235 206L236 208L234 207L233 210L237 211L236 209H238V211L240 212V215L243 214V215H241L242 217L238 216L239 214H234L233 213ZM184 207H182V208L184 209ZM258 207L260 209H258ZM95 209H94V211H95ZM255 209L259 210L258 211L259 213H257V211ZM215 212H217V213H215ZM213 213H215V214H213ZM235 213H238V212H235ZM96 214L98 215V213H96ZM218 214L222 217V220H219V222L217 220V219H220V217H218L219 216ZM231 215H232V217H231ZM233 215H237V217H235L237 219L229 221L230 217H231V219H234ZM213 216L214 217L217 216L215 218V220L217 222H215L213 220L214 218H212V220L214 221V223H212L213 221H211V217H213ZM101 217H102V215H101ZM107 218H106V220H107ZM193 220L195 222H193ZM220 221H222V223L224 222V224H221ZM228 222H226V223H228ZM57 223L55 225L56 227L54 229V234H53V238H52V242H51L53 252L56 253V255L60 258V261L62 262V264H73V263H71L73 254H75V256L76 255H80L81 256L82 252L81 253H79V252H80V250H81V248L83 246H86V244L84 245V243L81 241L82 239L80 240L81 236L78 237L77 235H73L74 233L71 234V232L69 234L68 228H66L67 224H66V221L64 219L59 218L57 220ZM218 224H219V226H218ZM220 224L223 225V226H221ZM224 225H226V227ZM230 225H232V224L230 223ZM233 225H232V227H233ZM27 228H24L23 231H22V234L24 236L25 235H29V233L27 232ZM224 228H223V230H225ZM229 228H230V226H229ZM219 230H221V228H219ZM216 232H219L218 229H217ZM33 234H35V233H33ZM24 236H22V238ZM29 237H30V235H29ZM27 239L28 238H25L24 240L21 239V240L26 242V241L29 240V239L28 240ZM23 241H22V243H23ZM22 243H21V245H22ZM16 244L18 245V243H16ZM23 244H25V243H23ZM22 247H23V245H22ZM135 247H136V245H135ZM84 248H86V247H83L82 249H84ZM131 248H132V246H131ZM16 249H17V247H16ZM22 249H21V252L23 251V253L26 254L25 257L28 255L27 258L31 257V255H32V257H34L33 255H35V257H37L39 255L44 257V255H45V259L48 262H50L51 264H53L51 257L48 256V254H47L45 248L43 247L42 242H41L40 239L30 240V242H27ZM143 249L141 251L142 252L145 251V253H146V250L145 249L143 250ZM78 250H79V252H78V254H76L77 253L76 251H78ZM86 250H85V254L88 253ZM137 250H140V249L136 248V251ZM5 251H6V249H5ZM16 251L18 252V250H16ZM6 252L5 253H6L7 256L5 255V258L4 257L0 258V264H9L10 262H12V260L15 261V260L18 259L17 258L18 256H16V255L10 256L12 253H10L8 251H6ZM116 252L117 251H115V253ZM2 253L5 254L4 252H2ZM8 253H10V254H8ZM117 253H119V252H117ZM139 254L141 255V253H139ZM144 254H142V257L144 256L145 259L143 258V261L145 260L146 264H181L180 262L174 261L173 259L164 258V257H162L161 255H159L158 253H156L154 251L150 252V253H147L145 255ZM21 255H19V259L20 260L22 259V261H25L23 259V258H25L23 255H22L23 258H20ZM86 255L85 256L83 255V257L82 256L81 257L78 256V258H83V259L78 260L77 262H79V263H75V264H90V263H92L91 259H89L90 256L87 255V256H89L87 258ZM117 255L118 256L120 255L119 257L122 256L121 259H116L114 262L109 263V264H140V263H137V262L136 263L129 262L130 258L127 255L123 254L122 252L117 254ZM15 256H16V259H15ZM75 256H74V258L76 260L77 256L76 257ZM27 258H26V260H27ZM36 259L38 260V257ZM39 259H42V258L40 257ZM37 262H39V260ZM43 262L44 261H42V264H45V262L44 263ZM10 264H13V263H10ZM27 264H29V263L27 262Z\"/></svg>",
  "mask_w": 264,
  "mask_h": 264
},
{
  "label": "crops",
  "instance_id": "3",
  "mask_svg": "<svg viewBox=\"0 0 264 264\" xmlns=\"http://www.w3.org/2000/svg\"><path fill=\"white\" fill-rule=\"evenodd\" d=\"M38 137V124L34 122V120H17L15 122H12L10 126H3L0 124V161L7 162L9 160L10 152L13 150H19L21 148L31 147L37 149L40 148L39 150L41 151L49 150L48 147L45 146L37 147L38 145L36 143V140L38 139ZM64 156L69 160L80 162L83 164L85 163L82 162L84 161L83 156L77 153V151L75 152L66 150ZM227 175L229 174L223 176L219 175L223 177L219 183L217 182V179L220 180V178H217L218 176L215 178L216 181L214 182V184L222 189L220 190L221 192L218 191L219 193H217V190H219V188L215 189V187L217 186L214 187V193L216 192L217 194L215 196L213 195L214 197L212 196L211 198V200H213L212 206L214 207V211L216 209L219 210L218 207L221 208V206L224 205L226 201L229 200L230 202L231 200V202L240 205V207L236 205L233 206V204L231 203L233 213L239 214L238 216L242 217L241 215H243L246 210L242 211L240 209L242 208V205H246L245 202L247 201L248 196L243 193L239 194L235 184L239 182L240 189L242 188L241 190L245 192V190L247 189L246 176L244 177L245 180L243 181V177H240L241 175L237 176L239 178H237L236 176H232L233 174L229 176ZM227 192L228 194H226ZM221 193H224L223 197L225 196L226 198H223L221 196ZM218 195L220 196L218 199L222 197V199L220 200H225L223 201L224 203H222L220 200L215 199V201L217 200L218 202H221V204H217L218 207H216L215 203L217 202H214V198H217ZM239 203L243 204L241 205ZM235 206L238 207L240 212H243V214L240 215L238 209H236L237 211L233 210ZM213 207L211 208V210H213ZM234 211L238 213H235ZM214 216L211 217V221L214 220L215 222H217L215 220L217 216ZM233 216L234 219H231V215L229 221L235 220L237 218L239 219L237 215ZM218 217H220V219H217L219 222V220H222V217L220 215ZM245 217L246 216L244 215V217L242 218ZM212 218L214 219L212 220ZM242 218H240L239 220H241ZM238 219L236 220L237 222ZM195 221L193 220V222ZM214 221L212 223H214ZM223 221L225 222V224H227L228 229L223 227L225 229L223 230L222 227H217L219 232H216L217 229H214L215 231L204 229L201 230L188 226H184L182 228H161L160 230L156 229L151 233V235H149L150 242L154 247L158 246L165 249V252L170 256L184 260H190L196 262L197 264H264V228L259 229L251 227L249 228L245 226H236V221L234 223L235 226L232 222H230L233 225L232 227L228 220ZM198 222L202 223L200 221H196V223ZM224 222L222 223V221H220L221 224H224ZM224 226L226 227V225ZM219 228H221V230H219Z\"/></svg>",
  "mask_w": 264,
  "mask_h": 264
},
{
  "label": "built area",
  "instance_id": "4",
  "mask_svg": "<svg viewBox=\"0 0 264 264\" xmlns=\"http://www.w3.org/2000/svg\"><path fill=\"white\" fill-rule=\"evenodd\" d=\"M11 116L8 114V113H0V123H3V124H7L10 122V118ZM70 136V135H69ZM71 136H72V132H71ZM70 136V137H71ZM75 136V135H74ZM72 138V137H71ZM76 139V137H73ZM73 140V139H72ZM74 141V140H73ZM75 142V141H74ZM86 148V146H85Z\"/></svg>",
  "mask_w": 264,
  "mask_h": 264
}]
</instances>
